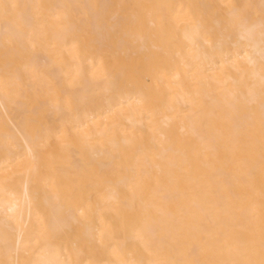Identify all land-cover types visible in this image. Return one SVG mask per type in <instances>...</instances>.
Segmentation results:
<instances>
[{"label":"bare ground","instance_id":"1","mask_svg":"<svg viewBox=\"0 0 264 264\" xmlns=\"http://www.w3.org/2000/svg\"><path fill=\"white\" fill-rule=\"evenodd\" d=\"M0 264H264V0H0Z\"/></svg>","mask_w":264,"mask_h":264}]
</instances>
